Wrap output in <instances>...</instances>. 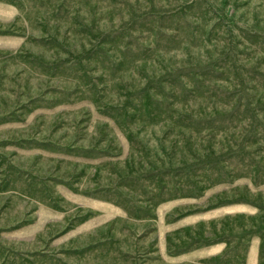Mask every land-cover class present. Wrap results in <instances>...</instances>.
<instances>
[{"label": "rangeland", "instance_id": "1", "mask_svg": "<svg viewBox=\"0 0 264 264\" xmlns=\"http://www.w3.org/2000/svg\"><path fill=\"white\" fill-rule=\"evenodd\" d=\"M0 264H264V0H0Z\"/></svg>", "mask_w": 264, "mask_h": 264}]
</instances>
